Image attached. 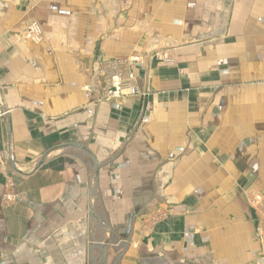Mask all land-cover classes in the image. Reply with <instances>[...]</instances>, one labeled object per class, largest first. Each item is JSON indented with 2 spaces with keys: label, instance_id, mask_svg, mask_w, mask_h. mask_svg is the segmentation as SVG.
I'll use <instances>...</instances> for the list:
<instances>
[{
  "label": "crops",
  "instance_id": "obj_1",
  "mask_svg": "<svg viewBox=\"0 0 264 264\" xmlns=\"http://www.w3.org/2000/svg\"><path fill=\"white\" fill-rule=\"evenodd\" d=\"M133 56L145 96L104 101L102 64ZM256 193L264 0H0V264H88L89 239L129 244L115 264H264Z\"/></svg>",
  "mask_w": 264,
  "mask_h": 264
},
{
  "label": "built area",
  "instance_id": "obj_2",
  "mask_svg": "<svg viewBox=\"0 0 264 264\" xmlns=\"http://www.w3.org/2000/svg\"><path fill=\"white\" fill-rule=\"evenodd\" d=\"M27 36L34 42H42L44 35L39 22H33L28 27ZM153 59L165 63H174L175 57L171 51H160L153 55ZM141 58L132 57L124 60L106 62L102 65L105 86L102 92L104 101L123 100L129 97L145 96L140 91L136 74V67L139 66ZM12 196H7L11 200ZM253 204L264 212V195L256 194L252 197ZM260 234L262 246L264 248V223L257 229Z\"/></svg>",
  "mask_w": 264,
  "mask_h": 264
},
{
  "label": "water",
  "instance_id": "obj_3",
  "mask_svg": "<svg viewBox=\"0 0 264 264\" xmlns=\"http://www.w3.org/2000/svg\"><path fill=\"white\" fill-rule=\"evenodd\" d=\"M69 145H75V146H80L77 144H69ZM69 145H64V146H69ZM83 150H87V148L84 146H80ZM62 147H55L53 150L48 152L44 156V158L40 161L36 169H39L41 166H43L46 162V159H48V156L53 153V151L61 149ZM88 151V150H87ZM93 157V156H92ZM95 160V170H94V178L92 180V185H91V196H90V203L92 204L93 207V202H94V185L98 180L99 177V169H100V164L96 160L95 157H93ZM12 166L15 171L23 174L18 168L16 167V164L12 161ZM90 241V261L88 264H115L118 262L122 261L123 254L127 251V247L129 244L127 243H122V242H117L113 243L110 240L108 241H97V240H92L89 239ZM153 260V259H152ZM143 264H147V262H143Z\"/></svg>",
  "mask_w": 264,
  "mask_h": 264
},
{
  "label": "rangeland",
  "instance_id": "obj_4",
  "mask_svg": "<svg viewBox=\"0 0 264 264\" xmlns=\"http://www.w3.org/2000/svg\"><path fill=\"white\" fill-rule=\"evenodd\" d=\"M39 43V42H38ZM163 49V48H162ZM167 51H170L169 49H166ZM166 50H160V51H166ZM159 51V50H158ZM159 51V52H160ZM159 52H157L156 51V53H159ZM155 53V54H156ZM173 54V53H172ZM134 57V56H133ZM136 57H139V56H136ZM128 58H132V57H128ZM128 58H126V59H128ZM157 61V60H156ZM177 61V59H176V57H175V61H174V63H165V62H163V61H157L158 63H163V64H167V65H173V64H175V63H177L176 62ZM144 63H145V61H144ZM144 63H143V59L141 58V61L139 62V65H144ZM103 65V64H102ZM254 73H255V71H254ZM260 86V83H255V86H254V88H258ZM9 184V186H11L12 184H14V182H9L8 183ZM14 186V185H13ZM12 186V187H13ZM12 187H10L9 188V192H8V195H12V190H13V188ZM256 194H262V195H264L263 193H256ZM256 194H254V195H256ZM251 200V202H252V205L256 208V207H258V206H255L254 204H253V200H252V198L250 199ZM259 208V207H258ZM157 215H159V214H157Z\"/></svg>",
  "mask_w": 264,
  "mask_h": 264
}]
</instances>
